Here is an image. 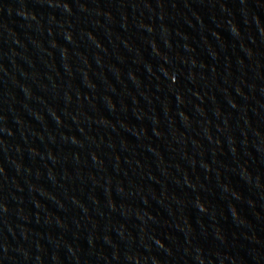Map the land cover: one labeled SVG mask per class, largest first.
<instances>
[{
    "label": "water",
    "instance_id": "95a60500",
    "mask_svg": "<svg viewBox=\"0 0 264 264\" xmlns=\"http://www.w3.org/2000/svg\"><path fill=\"white\" fill-rule=\"evenodd\" d=\"M0 264H264V0H0Z\"/></svg>",
    "mask_w": 264,
    "mask_h": 264
}]
</instances>
